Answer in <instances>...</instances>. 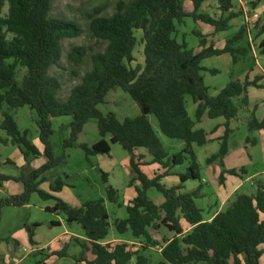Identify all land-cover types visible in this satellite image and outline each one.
<instances>
[{
  "label": "trees",
  "instance_id": "1",
  "mask_svg": "<svg viewBox=\"0 0 264 264\" xmlns=\"http://www.w3.org/2000/svg\"><path fill=\"white\" fill-rule=\"evenodd\" d=\"M208 0H192V10L186 11L182 0H119L115 11L109 16L96 15L90 22V30L97 38L107 41L103 52L92 56V67L75 85L66 99L59 97L61 83L50 74L53 65H59L62 57L61 42L64 38L82 33L74 21L51 16L53 0H0V128L8 135L6 143L18 145L25 159L37 157L40 152L28 139L26 130L18 127L16 110L28 106L37 114L39 139L44 145L47 158L41 167L19 176L0 174V181L14 180L23 186L18 195L0 199V221L5 207H23L33 193L42 199L55 200L47 211L64 214L68 224L77 223L86 237L82 244L89 255L82 252L75 264H151L142 249L133 250L128 242H104L111 229L110 214L105 199L86 201L79 207L54 196L65 186L58 177L50 185V192L39 188L45 180L44 174L66 160L65 154L56 156L51 145L53 119L71 117L69 138L64 148L80 147L86 158L93 155H109L112 144H119L130 156V167L134 176L129 185L135 186L136 196L126 206L127 217L115 218L113 225L120 234L131 232L134 238H144L147 245H159L150 228L165 226L173 235L162 241L161 259L158 264H262L264 255V179L259 177L253 193L237 192L225 208L210 221L204 220L203 211L197 204L201 185L195 190L181 192L183 183L200 180L199 164L194 146L209 143L208 132L196 128L207 116L209 119L224 118V133L217 140L219 150L206 159L210 164L221 163L228 153V140L232 133L231 120L238 115L240 107L248 106V88H261L258 78L250 81H229L217 94L211 95L204 82L202 71L212 74L217 69L202 66V61L212 56L229 54L234 64L251 50L242 45L247 33L245 24L224 46H216L215 35L229 30L231 22L239 16L232 10L233 0H216L220 17L201 11ZM262 0H253L256 7ZM191 17L213 27L207 36L194 34L199 39L197 48H189L186 41L178 40V26ZM136 31H140L143 44L144 63L132 66L134 51L138 43ZM264 34V22L258 36ZM264 54V37L258 45ZM77 60L84 55L83 48H75ZM121 88L128 93L140 108L135 117L120 121L114 113H103L98 106L105 103L107 94ZM190 96L196 109L190 117L186 97ZM235 99L239 100V104ZM252 110L248 125L251 129L264 130V117L258 119ZM154 115L160 131L167 137L184 142V147L169 155L157 136L149 116ZM90 119L98 122L101 139L91 146L78 144V136ZM217 127H214L216 131ZM108 137V141L105 139ZM145 148L152 154L150 162L136 150ZM188 161L187 170L179 174L180 183L167 187L161 179L171 170ZM158 164L163 173L149 177L143 165ZM244 167L226 169L219 176L221 184L225 176H243ZM105 183L107 174L102 172ZM155 188L164 197L162 204H155L148 190ZM107 201L118 203V191L111 185L106 189ZM183 218L191 225L184 232L180 224ZM33 243L34 233H29ZM0 241L2 239L0 238ZM147 247V248H146ZM67 246L52 251L36 264H47L49 255L66 256Z\"/></svg>",
  "mask_w": 264,
  "mask_h": 264
},
{
  "label": "rangeland",
  "instance_id": "2",
  "mask_svg": "<svg viewBox=\"0 0 264 264\" xmlns=\"http://www.w3.org/2000/svg\"><path fill=\"white\" fill-rule=\"evenodd\" d=\"M118 1L119 0H53L51 16L74 21L82 29V33L79 36L68 37L62 40V57L59 65H53L50 69V74L60 80L61 90L59 92V97L61 99H66L70 94L71 89L79 84L85 73L91 69L92 56L96 53L103 52L107 46V41L95 37L91 32L90 22L92 18L96 15H111L115 11ZM182 1L185 10L190 11L192 8V0ZM252 2L253 0H233L234 10L232 11L239 14V16L231 22L232 27L229 30L218 32L219 34L217 33L218 35L215 36L214 40L217 46L224 45L226 40L231 38L245 23L243 8L252 10ZM201 11L217 18L221 15L218 3L214 0L204 2ZM256 12L259 14V21L256 22V29L252 30V36L254 38L256 50L259 52L258 45L264 37V34L258 36V31L264 22V12ZM248 15L250 16V14ZM194 32L199 33L202 36H207L213 33L214 29L210 25L201 21H194L193 18L188 17L185 19L183 25L178 26V40L180 42L185 40L188 47L191 49L197 48L199 45V39ZM136 36L138 38V43L134 51L135 61L132 63V66L144 63L141 32L136 31ZM246 43L247 37L244 38L241 44L245 45ZM78 47L85 50L84 55H82L79 60L75 58V56H79L78 53L74 52V49ZM247 55L241 57L240 60L243 61L236 64L232 62L229 54L212 56L202 61L203 67L208 69L215 68L218 70L216 74H212L206 70L201 72L205 84L209 87V93L211 95L217 94L231 80H236L240 77L244 80L245 78L243 77L245 76L244 74H246L245 72L248 74L251 73L248 69L252 66V62L250 61V58L246 59L248 57ZM186 100L187 109L190 115L194 117V103L192 98L187 96ZM235 101L239 104L238 99H235ZM98 108L105 114L114 113L120 121L125 117H135L141 113L137 103L121 88L111 90L106 96L105 103L100 104ZM248 109L246 106L240 107L237 117L231 120L233 132L229 136L228 151L231 152V160L234 161L239 159L242 155L244 156L245 163L240 164L236 169L244 167L247 170V173L244 174V178H249V180L245 181L242 190L250 194L255 189L260 177L258 173L264 170V130H256L249 127L248 122L251 118L252 108H250V110ZM262 111L263 110H259L255 112V116L258 119L263 118L264 113H262ZM16 118L20 130H26L28 132L27 137L31 143L39 138V131L36 123L37 114L34 110H31L28 106L21 107L16 111ZM150 119L164 148L168 149L169 152H179L180 149L178 147H180L182 141L165 136L160 131L158 121L154 115H150ZM70 121L71 117L61 116L57 117L53 122L54 132L50 139L53 152L56 156L65 154L66 160L63 164L48 171L46 173V179L52 183L58 177L62 178L66 187H64L62 196H58V198L67 202L72 207L78 205L76 202L81 203L105 199L111 221V229L108 239L113 241L115 238H120L123 241L128 242L133 250L142 249L144 254L150 259L151 264H158L161 259V255L159 256L160 250L157 247L158 244L153 247L147 245L148 249L146 250L144 249L146 244L144 238H134L130 231L120 235L113 225L115 218L127 217V204L123 193L124 188L128 186L132 176L129 154L119 144L111 145V152L109 155H93L90 156L89 159L86 158L84 150L80 147L64 148V141L69 138L70 134ZM215 122L212 123V121L206 117L201 125L208 130L210 127H213ZM212 132H214V130H210L211 134ZM254 138L257 140L256 144H252L250 141L248 142V139L252 140ZM100 139L101 136L98 131V122L96 119H90L85 124L83 132L78 136L77 142L91 146ZM105 139L108 141V137ZM13 145L14 147L10 145L4 147L2 145L0 155L3 153L4 158L12 156L19 148L18 145ZM175 145L178 147L174 149L171 148ZM217 150H219V142L211 141L207 143L206 146L200 147L196 152V155L198 156L197 162L199 164V171L202 175L207 176L206 171L209 165L206 163V157L211 156V154ZM143 151L148 158L152 157V154L148 152L147 149H143ZM224 162V159L222 163L219 160L216 161L220 167ZM30 163V161H27L26 166L20 168L8 164L2 168L6 173H27L33 169L30 168ZM186 165H188V161L183 164L184 167H182V171H186ZM223 167L221 169H223ZM102 172L108 174L107 183L103 180ZM194 182L199 183V180ZM252 182L254 184L251 185ZM108 185H111L118 191V203L107 201L106 189ZM210 188L211 192H215L214 186H211ZM148 196L155 204L163 200L162 194L155 188H150L148 190ZM54 204L55 200H44L37 193H33L26 206L5 208L2 212V219L0 221V238L2 241L11 242V234L16 231L20 237L21 234L29 236V229H31L37 233L38 238L42 243H49L51 248H57L59 245L57 237L63 236L64 234H70L75 237L72 238L71 241L65 242L68 245L65 251L66 256L58 257L55 255H49L46 260L47 264H75L74 259L79 257L82 252L89 255V252H87L82 246L84 243L83 238H85V236L81 226L77 223L68 224L65 222L62 213L54 215L46 211L47 207H52ZM150 233L152 237L154 236L153 239L156 242H159L160 246H162L161 244L164 238L168 239L172 236V233L163 225H160L157 229L150 228ZM20 237L18 239H20ZM20 244H22L21 241ZM48 251L47 246L44 250L25 251L22 244L18 250L11 253L12 256L9 260L8 257L0 258V264H36L38 260L44 258L47 254L52 253V251L49 253ZM134 263L135 260H133L131 264ZM261 263L264 264V256L261 259Z\"/></svg>",
  "mask_w": 264,
  "mask_h": 264
},
{
  "label": "crops",
  "instance_id": "3",
  "mask_svg": "<svg viewBox=\"0 0 264 264\" xmlns=\"http://www.w3.org/2000/svg\"><path fill=\"white\" fill-rule=\"evenodd\" d=\"M208 1H210V0H208ZM214 1H216V0H214ZM205 2H207V1H205ZM218 6H219V4H218ZM252 8L256 11H259L260 13L264 12V0H262L256 7H252ZM191 10H192V8H191ZM211 16H213V15H211ZM218 34H216L215 36H217ZM223 46L224 45L217 46V47L222 48ZM220 56H222V55H220ZM247 56L248 57L246 59L250 58V61L252 62V66L248 69V71L250 70L251 73L248 74L247 72H245L246 74H244L245 76L243 78L248 77L250 81L258 78L259 79L258 84L262 87L257 88V87L250 86L248 88L249 104H248V106H246V108L247 109L249 108L248 110H250V108H252V110H254V108H256L255 112H257L259 110L260 111L263 110L262 113H264V54H261L257 50H255V52L250 50ZM241 61H243V60H239V62H241ZM237 79L243 81L241 79V77L237 78ZM186 107H187V100H186ZM193 109H194V113H195L196 104H194ZM188 113H189V111H188ZM189 115H190V113H189ZM190 117H192V116L190 115ZM206 117L207 116H205L204 118H206ZM263 117H264V115H263ZM15 118H16V113H15ZM204 118H203L202 122L196 124V128H203L201 124H203ZM221 118L222 117H219L216 119H210L212 121V123L216 121L214 123L213 127L212 128L210 127V129H208V130L203 128L208 132L209 142H211V141L217 142L218 141L217 139L223 135V133H224V130H223L224 118L223 119H221ZM55 119H53V122ZM149 120L151 122L150 116H149ZM16 121H17V118H16ZM231 124H232V122H230V127H231ZM214 127H217V129H216V131L212 132V134H211L210 130L211 131L214 130ZM231 129H233V128L231 127ZM222 130H223V132H222ZM0 131H1L0 132V150H2V148H1L2 145L4 147H6L8 145L14 147V145L11 142L6 143V140L9 138L8 135L6 134V132L1 128H0ZM2 133H5V134H2ZM249 141L252 142V144L257 143V140L255 138L252 140L248 139V142ZM77 143H79V142H77ZM33 144L36 146V148L38 149L40 154L37 157H30L28 160L25 159L24 155L22 154V152L19 148L16 152L13 153L12 156L7 157V158H4L3 153H2L0 155V174L9 175V176H13V177L14 176L16 177L20 174L19 172L18 173H6L5 171H3L2 167L6 166L7 164L12 165V166H16V168H20V167L26 166L27 161H30L31 163L29 166H30V168H33L31 170L37 169V168L41 167L43 164H45L47 161V158L44 155V145L42 144V142L40 141L39 138L35 139ZM204 146H206V145H204ZM177 147L178 146L175 145L171 148L174 149ZM180 147H178L180 150L184 147L183 141H182V144L180 145ZM200 147H203V146H196V145L194 146L195 153L198 151V149ZM143 149H145V148H139L138 150H136V154L143 155L144 156L143 161L150 162L152 160V157L148 158L146 156V153L143 151ZM165 150L167 151V153L169 155L176 153L174 151L169 152L168 149H166V148H165ZM217 151H214V153H216ZM214 153H212V154H214ZM230 153L231 152L228 151L227 155L224 157L225 162L221 167L218 163H216V161L208 164L209 166H208L207 171H206L207 176H204L200 173L201 179L199 180V183H195L194 181H196V180H192V179L183 183V188L181 189V192H188V191L195 190L199 185H201L200 198L197 199V204L202 209L203 217H204V220H206V221H210L214 217L215 214H217L219 211L223 210L225 208V206L227 205V203L233 199V197L235 196V194L237 192H244L242 189H243V186L245 184V181L249 180V178H247V179L244 178L245 175L240 177V176H234V175H227L226 174L224 183L221 184L219 182V176L221 174V171H222L221 168L223 166L226 169H233V168H236L237 166H239L240 164L245 163V161H244L245 158H243L244 157L243 155L239 159H236L234 161V160H231L232 154H230ZM31 158H35V159H31ZM207 158L208 157H206V159ZM197 159H198V156H197ZM187 166L188 165L185 166V170H187ZM182 167H184L183 164L174 167L171 170V173L169 175H167L161 179V183H163L167 187H171V186L179 184L180 183L179 174L186 172L184 170L182 171ZM142 169L149 177H152L155 173H163L164 172V170L158 164L143 165ZM130 170H131V174H132L131 178H132L134 176V174L132 173V169H130ZM46 173L44 174L45 180L42 181L39 186H40L41 190H44L45 192H50L51 183L46 179V177H47ZM258 174L260 175L261 178H263L264 170L260 171ZM107 178H108V174H107ZM138 184H139L138 182H135L134 185L128 184V186L124 188L123 195L126 199L127 205L136 196L135 186ZM215 184H216V187H215ZM252 184H254V183L252 182L251 185ZM211 186H214L215 192L210 191ZM64 187H66V185ZM64 187L59 192L52 193V194H54V196H56V197L62 196V193L64 191ZM48 189H49V191H48ZM254 190H253V192H254ZM22 191H23V186L19 182H16L14 180L0 181V199L5 198V197L10 196V195L21 194ZM163 201H164V197H163V200H161L157 203V205L162 204ZM74 203H75V201H74ZM76 203H78L77 206L75 205ZM76 203L74 204L75 205L74 207H79L84 202H81V203L76 202ZM5 208H8V207H5ZM49 213L54 214L51 212H49ZM54 215H59V214H54ZM64 220H65V217H64ZM180 224H181V227L183 228L184 232L190 230V228H191V225L189 223H187L183 218H180ZM29 230H30V232L32 231L31 229H29ZM33 233H34L33 243L30 242V236H27V235L25 236V235L21 234V237H20L18 235L17 231L11 234V239H12L11 242L0 241V258H5V257L7 258L8 257V260H9L10 257L12 256L11 253L18 250L22 246V244H23V249L25 251L26 250H28V251L29 250H33V251L44 250L46 246L49 250L48 253L50 251H58L64 247L68 246L67 243H65V242L71 241L72 238L75 237L74 235H70V234H64L63 236H59V237H57L58 238L57 240L59 241L58 247L57 248H51L49 243H42L41 242V240L38 238V235L36 232L33 231ZM19 237H20V239H18ZM108 237L106 238V240L104 242H120V241H123L120 238L119 239L115 238L112 241V240H109ZM83 239L85 242L86 237ZM19 240L22 242V244H20ZM159 256H160V251H159Z\"/></svg>",
  "mask_w": 264,
  "mask_h": 264
},
{
  "label": "built area",
  "instance_id": "4",
  "mask_svg": "<svg viewBox=\"0 0 264 264\" xmlns=\"http://www.w3.org/2000/svg\"><path fill=\"white\" fill-rule=\"evenodd\" d=\"M243 14L245 15V26L247 29V40H248V44L250 49L255 52L256 47L254 45V38L252 36V30L256 29V22L259 21V14L255 11V10H248L247 8H243ZM250 14V16L248 15ZM157 247L159 248V250L161 249V247L159 245H157Z\"/></svg>",
  "mask_w": 264,
  "mask_h": 264
},
{
  "label": "water",
  "instance_id": "5",
  "mask_svg": "<svg viewBox=\"0 0 264 264\" xmlns=\"http://www.w3.org/2000/svg\"><path fill=\"white\" fill-rule=\"evenodd\" d=\"M263 178H264V176H263Z\"/></svg>",
  "mask_w": 264,
  "mask_h": 264
}]
</instances>
